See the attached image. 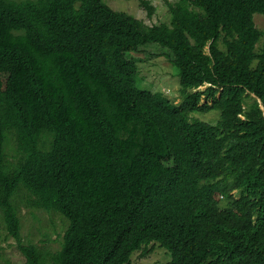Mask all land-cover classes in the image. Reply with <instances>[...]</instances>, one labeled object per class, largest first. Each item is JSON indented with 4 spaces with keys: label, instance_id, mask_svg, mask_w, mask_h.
Instances as JSON below:
<instances>
[{
    "label": "trees",
    "instance_id": "trees-1",
    "mask_svg": "<svg viewBox=\"0 0 264 264\" xmlns=\"http://www.w3.org/2000/svg\"><path fill=\"white\" fill-rule=\"evenodd\" d=\"M165 1L171 23L149 25L104 0H0V218L23 264L157 246L166 264H264V0ZM151 44L179 103L137 85ZM23 208L67 220L59 249L25 241Z\"/></svg>",
    "mask_w": 264,
    "mask_h": 264
},
{
    "label": "rangeland",
    "instance_id": "rangeland-1",
    "mask_svg": "<svg viewBox=\"0 0 264 264\" xmlns=\"http://www.w3.org/2000/svg\"><path fill=\"white\" fill-rule=\"evenodd\" d=\"M24 1V0H15ZM106 4L118 11L127 12L135 17L145 20L149 25L171 23L172 15L165 0H149L156 10L153 17L139 5L140 0H104ZM177 1V0H169ZM256 25L264 31V14L254 15ZM159 44H151L146 47L143 57L145 59L138 62V81L140 88L148 89L153 92H164L173 102L179 103L183 99L182 86L180 83L179 69L170 62L166 55L167 48L162 49ZM221 46H223L221 44ZM145 47V48H146ZM162 55V56H161ZM206 86L195 90H204ZM190 117L197 118L210 123H217L220 119V111L212 110L209 112L194 111ZM22 234L25 241H31L41 246L59 249L64 230L67 227V220L56 212L44 210H21ZM0 253L4 264H23V254L17 247L16 240L7 236V229L0 218ZM164 248L156 247L153 252L143 255L142 250L135 253L132 257V264H166L171 259L170 254H166Z\"/></svg>",
    "mask_w": 264,
    "mask_h": 264
},
{
    "label": "clouds",
    "instance_id": "clouds-1",
    "mask_svg": "<svg viewBox=\"0 0 264 264\" xmlns=\"http://www.w3.org/2000/svg\"><path fill=\"white\" fill-rule=\"evenodd\" d=\"M203 87V86H202ZM207 87V86H206Z\"/></svg>",
    "mask_w": 264,
    "mask_h": 264
}]
</instances>
